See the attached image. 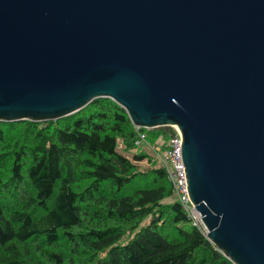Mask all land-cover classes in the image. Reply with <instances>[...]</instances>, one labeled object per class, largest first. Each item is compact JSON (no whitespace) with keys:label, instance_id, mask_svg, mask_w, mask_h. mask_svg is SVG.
Masks as SVG:
<instances>
[{"label":"water","instance_id":"95a60500","mask_svg":"<svg viewBox=\"0 0 264 264\" xmlns=\"http://www.w3.org/2000/svg\"><path fill=\"white\" fill-rule=\"evenodd\" d=\"M100 97L179 128L208 239L264 264V0H0V120Z\"/></svg>","mask_w":264,"mask_h":264},{"label":"trees","instance_id":"16d2710c","mask_svg":"<svg viewBox=\"0 0 264 264\" xmlns=\"http://www.w3.org/2000/svg\"><path fill=\"white\" fill-rule=\"evenodd\" d=\"M154 128L109 97L56 120H0V264H234L193 225L165 168L136 164L152 158L139 130L155 145L172 130Z\"/></svg>","mask_w":264,"mask_h":264},{"label":"built area","instance_id":"2783aa9c","mask_svg":"<svg viewBox=\"0 0 264 264\" xmlns=\"http://www.w3.org/2000/svg\"><path fill=\"white\" fill-rule=\"evenodd\" d=\"M138 129L140 126L135 125ZM172 130L167 134L165 145L154 146L147 140V134L144 131L138 132L139 138L136 144L145 145L152 149L160 160V165L163 166L167 172V176L173 185L175 198L179 201L182 208L185 210L193 225H196L201 231L207 235V228L202 221L201 214L196 209L195 204L192 202L186 178L185 164L182 156V137L179 128L176 125H170Z\"/></svg>","mask_w":264,"mask_h":264},{"label":"rangeland","instance_id":"374dc122","mask_svg":"<svg viewBox=\"0 0 264 264\" xmlns=\"http://www.w3.org/2000/svg\"><path fill=\"white\" fill-rule=\"evenodd\" d=\"M89 104V103H88ZM87 104V105H88ZM85 107V106H84ZM83 107V108H84ZM83 108H81V110L83 109ZM79 111V110H78ZM78 111H76V112H78ZM76 112H74V113H76ZM74 113H72V114H74ZM60 118H62V117H60ZM56 119H58V118H56ZM56 119H50V120H56ZM43 121H46V120H43ZM159 127V126H158ZM144 129H146L147 130V132H153L154 131V127H143ZM160 138H158L157 140H159ZM161 142V143H160ZM157 145H155V143H151V148L152 147H156V146H161V148H163L164 147V145H165V139H163V140H161ZM164 142V143H163ZM118 149L121 151V152H123L124 154H126V155H128L129 157H131V158H133L134 157V155L137 153V152H139L140 150L139 149H135V148H131V149H128V148H126L125 147V145H124V143H123V140L122 139H119V145H118ZM140 149L141 150H148V152H150L151 153V155H152V158L151 159H149L148 157H146V158H144V159H142V160H137L136 161V164H138V166H139V168L141 169V170H146V169H149L150 167H152L153 165H160V160H159V158H158V156L156 155V153L152 150V149H150V148H148L147 146H145V145H141L140 146ZM134 159V158H133ZM174 198V196L173 197H170V198H168L167 200H172ZM149 221V218L147 217L146 219H144L143 221H142V223H141V225H144V224H146L147 222ZM134 234V232H132V233H130V235H133ZM126 237H130L129 235L128 236H126Z\"/></svg>","mask_w":264,"mask_h":264},{"label":"bare ground","instance_id":"6f19581e","mask_svg":"<svg viewBox=\"0 0 264 264\" xmlns=\"http://www.w3.org/2000/svg\"><path fill=\"white\" fill-rule=\"evenodd\" d=\"M137 131H138V130H137ZM138 138H139V137H138ZM138 138H137V139H138ZM160 143H161V142H160ZM163 143H164V142H163ZM157 144H158V143H157ZM157 144H156V145H157Z\"/></svg>","mask_w":264,"mask_h":264}]
</instances>
